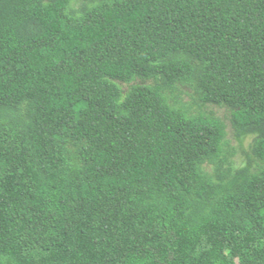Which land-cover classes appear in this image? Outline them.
<instances>
[{
	"label": "trees",
	"instance_id": "obj_1",
	"mask_svg": "<svg viewBox=\"0 0 264 264\" xmlns=\"http://www.w3.org/2000/svg\"><path fill=\"white\" fill-rule=\"evenodd\" d=\"M0 264H264V0H0Z\"/></svg>",
	"mask_w": 264,
	"mask_h": 264
},
{
	"label": "rangeland",
	"instance_id": "obj_2",
	"mask_svg": "<svg viewBox=\"0 0 264 264\" xmlns=\"http://www.w3.org/2000/svg\"><path fill=\"white\" fill-rule=\"evenodd\" d=\"M214 110L217 112V114H218L219 116H222V115H224V113H225V111H224L223 109L214 108Z\"/></svg>",
	"mask_w": 264,
	"mask_h": 264
}]
</instances>
